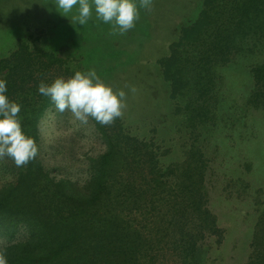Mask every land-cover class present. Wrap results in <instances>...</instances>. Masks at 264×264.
<instances>
[{
    "label": "trees",
    "instance_id": "16d2710c",
    "mask_svg": "<svg viewBox=\"0 0 264 264\" xmlns=\"http://www.w3.org/2000/svg\"><path fill=\"white\" fill-rule=\"evenodd\" d=\"M41 38L19 39L0 57V79L21 105L23 131L38 146L36 157L20 167L2 157L14 170L0 187V239L6 242L0 255L7 264H218L211 251L223 246L227 228L210 206L204 142L227 120L240 123L252 111L264 116V0H202L198 17L158 59L174 116L191 138L179 158L157 140L156 129L140 137L121 116L108 125L90 117L104 148L87 157L83 178L58 177L40 157V123L55 105L38 85L81 71L68 56L39 46ZM221 68L247 76L246 95L223 92ZM262 194L242 177L222 186L228 200L249 199L255 217L247 256L234 264H264Z\"/></svg>",
    "mask_w": 264,
    "mask_h": 264
},
{
    "label": "rangeland",
    "instance_id": "374dc122",
    "mask_svg": "<svg viewBox=\"0 0 264 264\" xmlns=\"http://www.w3.org/2000/svg\"><path fill=\"white\" fill-rule=\"evenodd\" d=\"M201 4L202 0H151L150 9H140L135 27L119 34L113 33L110 24L97 20L94 11L85 25L70 21L78 6L66 17L55 9V0H0V57L19 39L31 34L42 37L39 46L68 56L82 72L95 69L115 91L123 89L126 97L121 117L128 129L146 138L156 129L157 140L172 147V156L179 158L191 138L174 116L175 105L157 61L168 55L180 28L198 17ZM220 71L223 92L231 98L247 94L246 75L234 69ZM235 113L240 112L230 116ZM227 122L204 142L212 173L210 206L219 215L220 225L227 228L223 246L211 251L218 264L245 260L249 228L255 221L249 199L228 200L222 195L224 182L245 178L253 189H263L264 198V116L252 111L240 123ZM103 148L89 120L82 123L68 110L60 112L55 107L40 123V157L58 177H85L87 157ZM246 163L252 165V171H246ZM13 174L10 163L0 157V187L12 181ZM5 243L0 239V246Z\"/></svg>",
    "mask_w": 264,
    "mask_h": 264
},
{
    "label": "clouds",
    "instance_id": "9594fccd",
    "mask_svg": "<svg viewBox=\"0 0 264 264\" xmlns=\"http://www.w3.org/2000/svg\"><path fill=\"white\" fill-rule=\"evenodd\" d=\"M74 6L78 7L70 21L85 25L94 11L96 19L110 24L113 33L123 34L135 27L140 9H150L151 0H55L54 5L64 16ZM37 90L50 98L58 111L68 110L82 123L91 117L100 124H111L122 115L125 106V91H115L95 69L76 71L67 79L57 77L51 83L41 81ZM7 91V81L0 79V157L8 156L20 167L36 157L38 146L23 131L18 118L21 105L11 100ZM0 264H7L2 255Z\"/></svg>",
    "mask_w": 264,
    "mask_h": 264
}]
</instances>
